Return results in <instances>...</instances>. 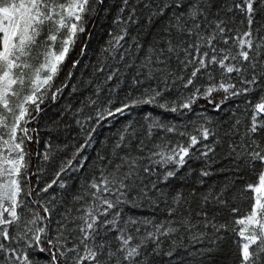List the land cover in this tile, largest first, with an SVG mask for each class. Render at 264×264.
<instances>
[{
  "label": "snow or ice",
  "instance_id": "1",
  "mask_svg": "<svg viewBox=\"0 0 264 264\" xmlns=\"http://www.w3.org/2000/svg\"><path fill=\"white\" fill-rule=\"evenodd\" d=\"M112 10L82 98L42 141ZM245 171L258 183L236 191ZM226 259L264 264V0H0V264Z\"/></svg>",
  "mask_w": 264,
  "mask_h": 264
},
{
  "label": "trees",
  "instance_id": "2",
  "mask_svg": "<svg viewBox=\"0 0 264 264\" xmlns=\"http://www.w3.org/2000/svg\"><path fill=\"white\" fill-rule=\"evenodd\" d=\"M114 0H108V3H112ZM114 12L115 10H112V15H107L104 12H101L98 18L93 19L92 23L89 24V30L91 31V41L88 45V50L87 53L80 57L79 56V47L75 50L73 53V59L79 58L80 63L76 69H74V75L68 84V87L64 90L62 93L61 97L55 101H49L44 107L45 111L42 114V117L39 121V133H40V138L41 140H46L49 137L50 133V122L51 120L54 119H59L60 117L58 116V113L61 111V109L68 105V104H73L76 105V101L79 98H82L80 96V92L84 90L85 83L91 78L92 73H93V65L97 63V58L100 56V50L102 47H104L105 42L109 39L108 37V32L112 28V19L114 17ZM82 46V45H81ZM71 67V62H68L67 67L65 68L64 72L61 74L58 83H62L66 77H67V71ZM73 86H77L78 91L73 92ZM85 95L87 94L86 92L84 93ZM255 102V101H254ZM201 104H204V101L200 102ZM78 106V105H77ZM151 109L148 107H145L144 111H150ZM157 114H159V110H156ZM143 113H140L142 115ZM210 116L213 118H216L217 114L211 111V108H209V113ZM137 113L134 112L132 115L128 117V119H137ZM121 123L126 122L123 118H120ZM65 123H69V121H65ZM121 123H116L114 127H105L102 129L103 135L100 137V139H103L104 136H108L111 133H114L120 126ZM74 125V122H73ZM33 128L37 127V124H32L31 125ZM63 127V125L61 126ZM53 136L56 135L55 132L51 133ZM76 135V131H73L70 136L67 138L65 137L64 133H60V139L61 141H66L70 142L71 141V136ZM82 142V141H80ZM33 149L37 148L38 146L33 144L31 145ZM41 147L42 150V146ZM73 149L69 150V155ZM86 154L89 155H94L92 149H89ZM196 167H199V165H196ZM224 176L219 175V176H214L212 180H219L222 181L224 180ZM252 183V184H257L258 183V172L257 173H252L249 171H245L241 177V182L236 185V191L241 190L244 188L247 184ZM247 196L251 197L254 194L249 191L246 193ZM238 205L240 207V215H244L247 211L248 208V203H240L238 201ZM238 218V217H237ZM238 231V227H237ZM238 239V237L232 235L231 233L229 234V240L228 243L225 245L226 250H230V254L234 253L236 251L234 244L232 241ZM221 264H231L230 259H226L221 261Z\"/></svg>",
  "mask_w": 264,
  "mask_h": 264
}]
</instances>
